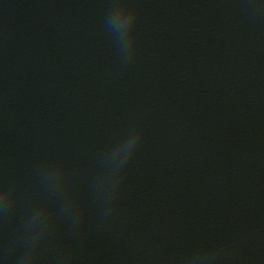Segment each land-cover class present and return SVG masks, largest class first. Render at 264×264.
<instances>
[{
    "label": "water",
    "instance_id": "1",
    "mask_svg": "<svg viewBox=\"0 0 264 264\" xmlns=\"http://www.w3.org/2000/svg\"><path fill=\"white\" fill-rule=\"evenodd\" d=\"M0 197V264H264V0H0Z\"/></svg>",
    "mask_w": 264,
    "mask_h": 264
},
{
    "label": "clouds",
    "instance_id": "2",
    "mask_svg": "<svg viewBox=\"0 0 264 264\" xmlns=\"http://www.w3.org/2000/svg\"><path fill=\"white\" fill-rule=\"evenodd\" d=\"M122 7H128V5H126V4H118V5H115L112 10L117 9V8H122ZM107 27H108L109 31H111L114 35L117 36L116 32L113 31V29L109 26L108 22H107ZM117 40H118V43L120 45V52H121L122 56L126 59L129 56V54H130V51L128 49V46L124 42L122 35L121 36H117ZM132 132H136L138 134V143H139V141H140V139L142 137V134H143L142 130L136 129V130H133ZM124 141L121 142V143H119L118 146H116L112 150H110L106 154V156L109 155V154H113L115 150H118L120 148V146L124 144ZM138 143H137L136 147L138 146ZM136 147L135 148H132L130 151H128L124 155V157H123V159L121 161V165L122 166H124L125 164H127V162L131 159V157L133 156V154H134V152L136 150ZM0 202H2V206H3L4 210L7 211L8 198L7 197H0Z\"/></svg>",
    "mask_w": 264,
    "mask_h": 264
}]
</instances>
